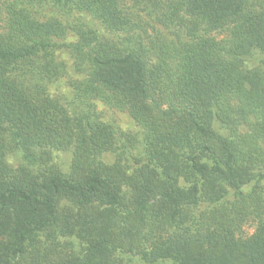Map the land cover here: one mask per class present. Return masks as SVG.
I'll use <instances>...</instances> for the list:
<instances>
[{
    "label": "trees",
    "instance_id": "obj_1",
    "mask_svg": "<svg viewBox=\"0 0 264 264\" xmlns=\"http://www.w3.org/2000/svg\"><path fill=\"white\" fill-rule=\"evenodd\" d=\"M5 9L0 264H264V0ZM64 51L84 74L69 100L47 89ZM93 100L128 112L141 136L103 122Z\"/></svg>",
    "mask_w": 264,
    "mask_h": 264
},
{
    "label": "rangeland",
    "instance_id": "obj_2",
    "mask_svg": "<svg viewBox=\"0 0 264 264\" xmlns=\"http://www.w3.org/2000/svg\"><path fill=\"white\" fill-rule=\"evenodd\" d=\"M9 1L10 0H0V31H3L5 27L6 17H7L5 7H6V3ZM54 16L61 20L65 18L57 13L54 14ZM144 18L150 19L151 22H153V25L157 27V30L164 33L165 36H168L170 38H176L175 31L177 30L163 28L159 26L156 22H154L155 20L153 21V19L148 16L147 17L144 16ZM211 36L217 39H222L225 36V34L220 33V32H213L211 33ZM69 39L71 41L75 40L76 36L74 34H71ZM60 56H61V60L65 63L66 73L63 76L51 82L50 85L48 84L47 89L52 95L69 100L71 99L72 92H73L71 82L73 80L82 79L84 77V74L74 71L73 66H72L73 58L67 51L62 52ZM93 104L99 115V118L103 122L113 124L120 130L134 134L138 138L141 136L142 128L131 117V115L128 112L121 111L114 107L108 106L107 104L99 100H93ZM244 130H246V128L242 127V131ZM70 159H71V153L69 151L57 152L54 156L53 163L59 168L64 170V169H67ZM101 159L105 163L112 164L115 161V155L113 153L107 152L101 156ZM7 160L13 166H17L18 164V158H17V155L15 154H8ZM261 186L264 192V181L261 182ZM255 226L256 224L255 222H253V220L249 221L248 224L244 227L243 233L246 235L252 233L255 229ZM66 241L67 240H64L63 244L65 243V246H64L65 250H69L71 246L68 245Z\"/></svg>",
    "mask_w": 264,
    "mask_h": 264
}]
</instances>
